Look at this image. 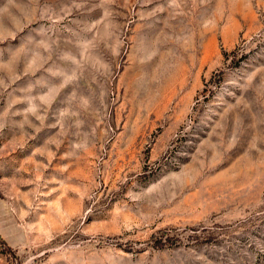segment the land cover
Returning a JSON list of instances; mask_svg holds the SVG:
<instances>
[{"label": "rangeland", "instance_id": "rangeland-1", "mask_svg": "<svg viewBox=\"0 0 264 264\" xmlns=\"http://www.w3.org/2000/svg\"><path fill=\"white\" fill-rule=\"evenodd\" d=\"M0 264H264V0H0Z\"/></svg>", "mask_w": 264, "mask_h": 264}]
</instances>
